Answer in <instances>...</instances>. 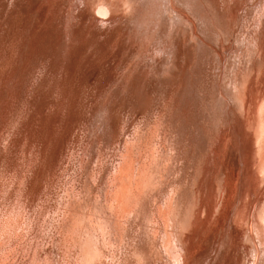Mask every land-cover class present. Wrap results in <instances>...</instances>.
Wrapping results in <instances>:
<instances>
[{
    "label": "rangeland",
    "instance_id": "1",
    "mask_svg": "<svg viewBox=\"0 0 264 264\" xmlns=\"http://www.w3.org/2000/svg\"><path fill=\"white\" fill-rule=\"evenodd\" d=\"M74 1L0 0L1 263L76 264L81 240L89 226L96 225L97 218L98 221L103 219L109 222L108 225L116 230L115 235L109 237L114 238V243L111 239L108 240L115 247L109 246L110 242L100 244L99 251L102 255L100 254L98 259L99 263L97 260L94 264H137L134 251L142 255L140 257L143 263L171 264L172 260L166 256L160 245H156V252L150 253L146 250L147 247L140 243L141 238L145 240L143 231H148L141 226L144 224L143 216L149 217L146 209L139 211L141 221L137 220L136 223L131 220L132 224L125 232V238L132 242L128 253L120 241L124 237L126 219L119 216L111 217L105 206L109 190L107 187L112 185V180L117 178L119 181L120 162L122 163L129 155L128 146L133 144L132 152L136 156L139 152L135 150L137 149L135 138L142 135L144 140L154 137L153 141L158 146L161 144L164 146L163 153L158 146L155 148L159 154L167 155L171 162H169L171 168H167L170 173L167 170L164 175L168 176H163V180L166 177L167 181L163 182V187L170 184L176 186L179 194L174 197L177 209L173 210L176 218L186 219V224L189 218L192 220L189 229L188 225L183 226L188 230L187 239L192 244L194 242L199 244L201 240L200 233L194 229L195 222L199 220L203 241L200 242L202 243L200 247H193L194 253L198 255L193 264H258V257L254 261L252 246L254 251L255 247L261 249L259 264H262L264 201L258 208L249 204L255 197L251 173L258 177L257 186L262 188L257 198L264 199V169L262 167L258 169V160L249 161L248 169V136L241 117L232 108V103H229V106H222L223 109H227L226 111L220 107V117L223 118L222 120L219 118L220 123L213 120L211 114L218 105L217 98H214L218 90L225 93L230 88L228 83L234 66L237 68L239 67L237 64L241 62L242 66L249 60L245 50L246 43L251 34L258 33L264 22V0H175L180 10L193 17L195 21L203 23L197 26V32L199 35L203 33L206 46L192 42L191 38L178 42L175 37L173 39L177 48L175 71L166 69L168 58L175 51L174 48H168L162 59L167 55L169 57L164 63L161 61L152 72H147V66L161 56L159 51L161 46L157 44L160 40L166 41L165 33H154L151 31L152 26L148 27L147 22H139L136 25L135 18L131 17H127L123 25L117 23L119 26L117 29H99L92 14L82 16L78 13L76 7H73ZM141 1L140 5L144 6H140L138 16L157 11L160 7L159 0H151L155 3ZM190 11L192 12L189 13ZM115 17L123 19L125 15L118 10L113 18ZM152 18L155 19L157 16L153 15ZM103 23L101 21L100 25ZM170 28L171 25L168 26V29ZM147 29H150L149 33L144 31ZM217 31L229 38L223 41V46L227 44V48L222 49L224 53L221 60L216 58L214 51L219 49L216 47ZM146 35L150 36L152 45ZM243 37L246 43H242L240 47L237 43L244 41ZM154 40L158 42L155 43ZM237 46L239 51L236 49ZM241 48L244 50L241 51ZM236 51L242 52L243 57L238 56ZM235 52L237 54H234ZM235 55L240 58L236 60ZM234 60L240 62L234 64ZM256 76L255 86L261 87L264 81ZM227 77L228 79L224 80ZM222 88H225V91ZM202 103L207 105L204 106ZM260 114L258 111V115ZM159 116H164L166 127L167 136L164 144L159 141L160 137L157 135L159 132H153ZM141 132L146 133L143 135ZM142 136L140 139L143 140ZM129 140L135 143L130 144ZM259 140L255 157L264 159V140L258 144ZM225 142L228 145H225ZM171 144H174L175 149L171 148ZM168 147L172 150L170 151ZM211 151H214V154ZM222 153L228 155H225L226 167L235 162L242 170L236 180L235 178L232 180V189L228 185L231 178L228 180L226 178L230 176L225 177L224 186L219 182L214 184L212 180L216 171L212 168ZM133 158L131 161L133 166H136L139 158ZM196 160L197 165L194 166ZM202 163L207 167L204 178L201 177ZM207 171H210L209 175ZM157 183L158 181L150 180L149 188L154 193L158 192L155 188ZM217 189L221 198L224 196L225 198L216 211L212 206L219 198L216 196ZM147 196L144 197L143 204L151 202L152 199ZM159 198L162 200V195ZM159 198L155 195L154 202ZM237 206L242 212L240 215L238 213L233 215V210ZM246 209L244 216L242 213ZM248 212L250 215L246 222L244 220ZM253 212H256L254 223L260 226V230L255 232L251 224ZM149 213L155 218L154 221H159L158 228L168 224L161 221V216L165 212L158 207L157 211ZM127 219L130 220V217ZM80 221H84L82 225ZM116 222L119 225L125 224L121 229L118 224L113 226ZM174 230L178 232L183 228ZM248 231L253 237L251 242L247 235ZM229 238H233L232 241ZM164 239L169 243L166 237ZM220 241L223 245L219 243ZM226 241L228 244L225 246ZM110 249L112 251L117 249L115 252L118 254L115 252L109 254ZM110 255L112 259H117H110Z\"/></svg>",
    "mask_w": 264,
    "mask_h": 264
},
{
    "label": "bare ground",
    "instance_id": "2",
    "mask_svg": "<svg viewBox=\"0 0 264 264\" xmlns=\"http://www.w3.org/2000/svg\"><path fill=\"white\" fill-rule=\"evenodd\" d=\"M141 0H75L74 1V5L73 7H76L78 13H80L82 16L85 15H90L92 14V16L95 18L96 20V25L97 28L99 29H117L119 28V26L117 25V23H119V25H123L124 20L127 17H131V18H135L136 21V25H138L139 22H143V23H148V27L149 25L152 26V30L154 31V33L157 34H163L165 33L166 36V41L161 42L157 44L160 49V53L161 56L159 57V59L157 60H153V64H150L147 66V72H152V70H155V68L158 67V65L160 64V62L162 61L163 63L165 62V60L169 57V55L166 56V58L162 59L163 55L165 53H167V49H172L174 48V53L170 55V57L168 58V65L166 67V69L170 70V71H175L174 66H175V61L177 60L175 57V54L177 52V48H176V41L173 42V39L175 37H177V41H181L186 38H191L190 40L192 42H196V44L198 43V45L200 46H206V42L205 39L203 37V33L200 32L201 35L198 34L197 32V26H201L203 25V23L201 24L200 22L195 21V19L189 15H187L185 12H183L182 10H180L177 6V3L175 2V0H159L160 3H158V1L156 2V5L158 3V7L159 9L157 11L154 12H149V13H144L141 14L140 16L137 15L139 9H140V3L139 2ZM145 1V0H144ZM147 1V0H146ZM149 2L151 0H148ZM155 1V0H154ZM152 3H155V2ZM177 1V0H176ZM225 1V0H224ZM241 2V1H240ZM243 2V1H242ZM201 3V1H200ZM202 4V3H201ZM233 4V3H232ZM238 4V3H236ZM241 4V3H240ZM155 5V4H153ZM179 5V4H178ZM248 5V4H247ZM144 6V5H143ZM141 6V7H143ZM182 6V5H180ZM204 6V5H202ZM212 6V5H211ZM221 6V5H220ZM230 6V5H229ZM147 8V6H145ZM187 8V7H186ZM189 8V7H188ZM224 8V7H223ZM155 9V7H154ZM157 9V8H156ZM204 9V8H203ZM235 9V8H234ZM120 10L121 13H123L125 15V17L122 19L120 17L118 18H113V16L116 14V12ZM190 10V9H189ZM207 10V9H206ZM224 9H222L223 11ZM229 10V9H228ZM240 10V9H239ZM141 11V10H140ZM188 11V9H187ZM213 11V10H212ZM192 11H190L189 13H191ZM242 12V10H241ZM201 13V12H200ZM207 13V12H206ZM215 13V12H214ZM237 13V12H236ZM217 14V13H216ZM154 15V17L157 16V18H152V16ZM202 15V14H201ZM194 16V15H193ZM210 15H208L209 17ZM218 16V15H217ZM219 17V16H218ZM228 17V16H227ZM220 18V17H219ZM218 18V20H219ZM103 21L104 23L102 25H100V22ZM212 22V20H211ZM219 22V21H218ZM231 22V21H229ZM232 23V22H231ZM237 23V22H236ZM239 23V22H238ZM213 24V23H212ZM225 24V23H224ZM228 24V22H227ZM260 24V23H259ZM72 25V24H71ZM171 25V28L168 29V26ZM230 25V24H229ZM238 25V24H237ZM246 25V24H245ZM213 26V25H212ZM220 26V25H219ZM251 26V25H250ZM249 26V27H250ZM234 27V26H233ZM121 29H123L122 27H120ZM129 27H127L128 30ZM214 28V27H213ZM231 28V26H230ZM256 28V27H255ZM259 28V27H258ZM154 29V30H153ZM246 29V28H245ZM249 29V28H248ZM150 29L144 30L147 33H149ZM200 30L201 27H200ZM199 30V31H200ZM227 30V29H226ZM237 30V29H236ZM256 30V29H255ZM221 31V30H220ZM220 31H217L216 34L217 36V40H218V46L219 49H214L215 53H216V58L218 57L220 60L223 58H221V55L223 52L222 49H225V47L223 46V41H227L229 40V38L227 36H224ZM232 31V30H231ZM248 31V30H246ZM245 31V33H246ZM250 31V30H249ZM248 31V32H249ZM253 31V30H252ZM224 32V31H223ZM141 32H139L140 34ZM144 33V32H143ZM207 33V32H206ZM230 33V32H229ZM233 35V34H232ZM151 39H152V34H150ZM150 36L146 35L147 39L149 38L150 40V44H151V39ZM163 36V35H162ZM247 36V35H246ZM209 37V36H208ZM249 37V36H248ZM247 37V38H248ZM154 39L156 38L155 36L153 37ZM233 38V37H231ZM240 37L238 36V39ZM246 38V37H245ZM244 39V37H243ZM69 40V39H68ZM231 40V39H230ZM241 40V39H240ZM246 39H244V41H240L241 43L238 44L237 41V45H242V43L245 42ZM248 40V39H247ZM153 41V39H152ZM239 41V40H238ZM155 43H157L154 40ZM231 42V41H230ZM162 43V44H161ZM227 43V42H226ZM233 43V42H232ZM246 43V42H245ZM149 44V46H150ZM152 45V44H151ZM180 45V44H179ZM233 45V44H232ZM247 45V56H249V60H247V62L244 63V65L240 66L242 63L240 61L235 62L234 60V64L240 62L239 67L236 68V66L231 65V67H235V69L231 68V75L229 72H227L230 75V80L229 83L230 84V88L228 90V85L226 86V90H228L227 92L225 91V88L223 89L225 91V93H222L220 91V89L217 92V96H215L214 98H217V103L218 105H216V108L214 107V109H216L215 111H213V114H211L213 116V120L215 121H219L222 117H220L221 115V108L222 106H229V103H232L233 107L237 113V115L239 117H241L242 119V124L243 127L247 133L248 136V151H247V165H248V169H249V161H256L258 160V169H260V167H262L264 169V159H260V158H256L255 155L257 154L255 150L256 149V145H257V140L258 144L259 143H263L264 140V85H262L261 87H257L255 85H257V83L255 84L254 81V77L255 75L258 76V78L262 79L264 81V22L262 23L258 33H254L253 35L251 34L250 39L248 40V42L246 43ZM149 46L147 45L146 50H149ZM200 46L198 48H200ZM179 49L180 46H178ZM210 47V46H209ZM222 47V48H221ZM232 47V46H231ZM239 47V49H240ZM243 47V46H242ZM221 48V49H220ZM227 48V47H226ZM230 48V47H229ZM233 48V47H232ZM238 48V46L236 47V49ZM238 50V49H237ZM244 50L241 48V51ZM186 51V50H185ZM239 51V50H238ZM238 51H236L238 53ZM229 52V51H228ZM234 54H237V53ZM244 52V51H243ZM241 53V54H240ZM238 53V56H242L243 54L242 52ZM228 56V55H227ZM236 56V55H235ZM234 56V57H235ZM225 58V56H224ZM240 58V57H238ZM236 56V60L238 59ZM233 59V58H232ZM243 59V58H242ZM233 62V61H232ZM222 63V62H221ZM233 64V63H232ZM220 65V63H219ZM224 65V64H223ZM257 65V68H256ZM220 68V66H219ZM228 68V67H227ZM177 70V69H176ZM221 70V69H220ZM229 70V69H228ZM246 70V71H245ZM258 70V71H256ZM67 72V71H66ZM221 72V71H220ZM226 73V74H227ZM245 73V74H244ZM249 74V75H246ZM218 75V74H217ZM123 76V74H122ZM221 76V74H220ZM227 76V75H225ZM256 76V77H257ZM219 77V76H218ZM129 78V77H127ZM124 77H122V81H123ZM218 79V78H216ZM228 79L225 78L224 80ZM220 79H218L219 81ZM223 80V79H222ZM216 81V82H218ZM123 83H125L123 81ZM261 83V82H260ZM216 86L218 84H215ZM214 86V85H213ZM224 87V85H223ZM217 88V87H216ZM213 89V88H211ZM210 89V90H211ZM215 90V88L213 89ZM212 90V91H213ZM222 90V91H223ZM209 91V90H208ZM211 92V91H209ZM209 94V93H208ZM213 95V94H212ZM216 95V94H214ZM207 98V97H206ZM205 99V98H204ZM209 100V99H208ZM205 103H206V99H205ZM212 103V102H211ZM215 103V102H214ZM202 105H204L202 103ZM207 105V104H206ZM204 105V106H206ZM211 105V104H210ZM221 105V106H220ZM208 107V106H207ZM211 107H213L211 105ZM221 107V108H220ZM209 108V107H208ZM224 108V107H223ZM222 108V109H223ZM228 108V107H227ZM204 109V108H203ZM213 109V110H214ZM208 110V109H207ZM210 110V109H209ZM208 110V111H209ZM225 110V109H223ZM227 110V109H226ZM225 110V111H226ZM233 110V109H232ZM231 110V111H232ZM206 112V109L204 110ZM212 111V110H210ZM258 111H260V115H258ZM223 112V111H222ZM225 113V112H224ZM223 113V115H224ZM233 113V112H231ZM229 113V115L231 114ZM205 114V113H204ZM208 114V112H207ZM209 116V115H208ZM225 116V115H224ZM233 115H231L232 117ZM206 117V116H204ZM211 117V116H209ZM208 117V118H209ZM158 118V117H157ZM207 118V119H208ZM220 118V119H219ZM226 119V117H224ZM238 118V117H237ZM211 119V118H210ZM223 119V118H222ZM221 119V120H222ZM232 119V118H231ZM235 119V118H234ZM209 120V119H208ZM227 120H229L227 118ZM154 121V120H153ZM211 121V120H209ZM226 120H224L225 122ZM155 122V121H154ZM207 122V121H206ZM215 123V122H214ZM220 123V121H219ZM217 123V124H219ZM222 123V122H221ZM232 123V122H231ZM228 124V122H227ZM216 125V124H215ZM220 125V124H219ZM224 125V124H223ZM226 125V123H225ZM224 125V126H225ZM230 125V123H229ZM228 125V126H229ZM156 126V128H155ZM164 116H159L158 121L156 122V125L154 124V129L153 132L158 131L157 135H159L160 140L162 141V143L164 144V139L166 138V130L164 127ZM210 126V125H209ZM213 126V125H212ZM218 126V125H217ZM241 126V125H240ZM220 127V126H219ZM238 127V126H237ZM228 128V127H227ZM226 128V130H227ZM239 129V128H238ZM201 130V129H200ZM214 130V129H213ZM216 130V129H215ZM151 133L152 130L150 129ZM198 131V130H197ZM203 131V130H202ZM209 131V130H208ZM211 131V129H210ZM217 131V130H216ZM236 131V130H235ZM144 132V131H143ZM201 132V131H200ZM199 132V133H200ZM206 132V131H205ZM212 132V131H211ZM210 132V133H211ZM221 132V130H220ZM228 132V131H227ZM226 132V133H227ZM146 133V132H145ZM142 133L141 134H145ZM149 133V132H148ZM203 133V132H202ZM214 133V132H213ZM218 133V132H216ZM235 133V132H233ZM140 134V135H141ZM208 134V133H207ZM230 134V132H229ZM243 134V132H242ZM138 135V134H137ZM137 135H134L135 137ZM150 135V134H149ZM152 135V134H151ZM200 135V134H199ZM204 135V134H203ZM202 135V136H203ZM220 135V134H219ZM226 135V134H225ZM224 135V137H225ZM142 136V135H141ZM140 136V138H141ZM239 136V134H238ZM134 137V138H135ZM138 137V136H137ZM149 137V136H148ZM152 137V136H151ZM158 137V138H159ZM212 137V136H211ZM216 137V136H215ZM133 138V137H132ZM131 138V139H132ZM138 138L136 139V147L137 149H135L136 151H138L139 153H137V155L139 157H137V155L135 156L134 153L132 152L133 148V144H131L132 141L129 140L130 142V146H128V152L129 155H127L122 163L120 162V171H119V181L116 178L115 180H112V185L110 184V187L108 186L107 188H109V190L107 191L106 194V208L109 210V214L111 217H116L119 218L121 217H125V222H126V226L124 228V237L121 238V242H123V246H125L127 248V251L129 253V247H132V242L130 243L129 240H127L125 238V232L127 231V229H129V227L132 224L131 220H134L137 223V220L139 221V211L146 209V212L149 214V217H146V215H144V220H142V222L144 223L142 226V229H147L148 231H143V236L145 240H143L141 237L140 239V243L141 245H143V247H147L146 250L150 251V253H154L156 252V245H160L162 247V249H164V253L166 254V256L168 258H170L172 260L171 264H193V262L195 261V258L198 256L196 254V252L194 253L193 251V247H200L199 245L200 242H202V232H200V226L197 220L194 224V229L196 231H198L200 233V239L199 240V244H197L196 242H194V244H192L188 239H187V232L188 230L186 228H184V225H188V229L190 228V225H192V220L189 218V222L188 224H186V219H180V218H176L175 217V211L173 209H177V203L175 200V195L179 194V192L177 191V188L175 185L170 184L167 187H163V182L166 181V175H164V173L168 170L167 168H171V162L169 161V158L167 157V155H163V154H159L158 152L155 151V148L158 146L156 144V142L153 141L154 137L152 138H148V140H144V137L142 136L143 140ZM219 138V137H218ZM221 138V137H220ZM219 138V139H220ZM229 139V138H228ZM155 140V139H154ZM157 141V140H156ZM211 141V139H210ZM219 141V140H218ZM222 141V140H221ZM227 141V139H226ZM134 142V141H133ZM132 142V143H133ZM135 143V142H134ZM167 143V142H166ZM171 143H173L171 141ZM208 143V142H207ZM219 143V142H218ZM229 143V142H228ZM138 144V145H137ZM176 144V142H175ZM246 144V143H245ZM225 145L226 144L225 142ZM172 149H175L174 144L170 145ZM212 146V144H211ZM218 146V144H217ZM224 146V145H223ZM221 146V147H223ZM263 146V144H262ZM159 149H161L162 153L164 152V149L161 144V146H158ZM157 147V148H158ZM227 147V146H225ZM237 147V146H236ZM169 148V147H168ZM171 148L170 151L172 150ZM220 148V147H219ZM239 148V147H238ZM214 149V148H213ZM226 149V148H225ZM224 149V150H225ZM234 149V148H233ZM262 149V148H261ZM264 149V147H263ZM262 149V152H263ZM215 150V149H214ZM220 150V149H219ZM222 150V149H221ZM134 151V150H133ZM240 151V150H239ZM212 152V151H211ZM214 152V151H213ZM212 152V153H213ZM223 152V151H222ZM260 152V149H259ZM133 153V155H132ZM228 153V151H227ZM255 153V154H254ZM140 154V155H139ZM165 154V153H164ZM171 154V153H170ZM214 154V153H213ZM241 154V153H240ZM239 154V155H240ZM252 154V156H251ZM225 155L228 156L226 153H222V155L220 156V158L216 159L217 162L214 164V167L212 169L215 168V172H214V177H213V182L214 184H218V182L224 186L225 184V179L227 178H231V180L229 181L228 185L231 188V184H232V180H236V178L239 176L240 174V170L238 167L237 163H233V164H229L228 167H226V158ZM233 155V154H232ZM231 155V156H232ZM242 155V154H241ZM139 158L135 159L138 160V162L136 163V166H133L132 163V158ZM235 159H236V155H234ZM214 158V156H213ZM171 159V158H170ZM231 159V158H230ZM134 160V158H133ZM198 160V159H197ZM197 160L194 162V166L197 165ZM99 161V160H98ZM241 161V159H240ZM170 162V163H169ZM210 162V160H209ZM260 162V163H259ZM203 164V163H202ZM244 164V162L242 163ZM241 165V164H240ZM119 166V165H118ZM245 166V165H244ZM234 169V170H233ZM207 170V167L203 164V174L201 177H205V172ZM209 170V169H208ZM235 170L237 171V173L235 174ZM245 171V170H244ZM243 171V172H244ZM256 171V170H255ZM149 172H151V177H149ZM168 172L170 173V171L168 170ZM197 172H199V170H197ZM208 172V171H207ZM242 172V173H243ZM210 171L208 172L209 175ZM223 173V174H222ZM241 173V174H242ZM108 174V173H107ZM244 174V173H243ZM248 174V173H247ZM246 174V175H247ZM207 175V174H206ZM212 175V172L211 174ZM251 180L252 181V187H253V191H254V199L250 200V204L249 205H256V208H258L260 206V203H262V201H264L263 198L259 197L257 198V194L260 193V190L262 188H258V177H255V173H251ZM163 176L164 180H163ZM226 176H230V177H226ZM244 176V175H243ZM226 177V178H225ZM197 178V177H196ZM211 178V177H210ZM209 178V179H210ZM241 178V177H240ZM150 180H154V181H158L157 186H155V188L158 190V192L154 193L152 192V190H150L149 185H150ZM206 180V179H205ZM226 180V181H227ZM245 180V179H244ZM211 181V180H210ZM167 182V181H166ZM234 182V181H233ZM247 182V181H246ZM255 182V183H253ZM110 183V182H109ZM204 183V182H203ZM153 184V182H152ZM151 184V186H152ZM169 184V183H168ZM206 184V183H205ZM205 184H202L203 187H206ZM235 184V182H234ZM238 184V183H237ZM109 185V184H108ZM167 185V184H166ZM118 186V187H117ZM247 186V185H246ZM75 187V186H73ZM202 187V189L204 190V188ZM228 187V186H227ZM234 187V186H233ZM237 187V186H236ZM243 188V187H242ZM241 188V189H242ZM226 189V187H225ZM224 189V190H225ZM232 189V188H231ZM234 189V188H233ZM71 190V189H70ZM88 190V188H87ZM69 191V190H68ZM160 191L162 193H160ZM214 191V190H213ZM229 192V191H228ZM250 192V190H249ZM77 193V192H76ZM230 193V192H229ZM228 193V194H229ZM203 194V191H202ZM84 195V194H83ZM148 195V196H147ZM156 195H158V198L160 195H162V200H160V198L154 202L153 197ZM218 195V199H216L215 203L212 206L213 210H216L220 208V205L222 204L221 202H223L225 196L223 198H221L220 193L218 194V189L216 192V196ZM253 195V193H252ZM76 196V194H75ZM147 196L148 198L152 199L151 202L149 204H143V200L144 197ZM83 197V196H82ZM233 197V196H232ZM78 198V197H77ZM202 198V197H201ZM75 199V198H74ZM80 199V198H79ZM223 199V200H222ZM83 200V199H82ZM76 201V200H75ZM203 201V200H202ZM228 201V200H227ZM203 203V202H202ZM77 204V203H76ZM79 204V203H78ZM82 204V201L81 203ZM103 205V204H102ZM101 206V205H100ZM99 206V207H100ZM144 206V208H142ZM157 207L161 210L164 211L165 213L163 214V216H161V221L163 222H167L168 224L158 228V223L159 221H154L155 218L152 217V215L149 213L150 212H155L157 211ZM89 208V207H88ZM149 208V209H148ZM201 208V207H200ZM204 208V206H203ZM105 210V208H103ZM138 211H137V210ZM202 209V208H201ZM94 210V208L92 209ZM149 210V211H148ZM81 211V210H80ZM103 211V210H102ZM79 212V211H78ZM99 212V211H98ZM104 212V211H103ZM242 211L239 210V206L235 207L233 210V215L234 213H238V215H240ZM245 212H247V209L242 213V215L245 216ZM92 213V212H91ZM74 214V213H73ZM100 214V213H99ZM103 214V213H101ZM105 214V213H104ZM154 214V213H152ZM96 215V213H95ZM106 215V214H105ZM250 215V212L247 213V218L245 217V220H248V216ZM104 216V215H103ZM103 216H101L103 218ZM166 216V218L164 217ZM191 218H193V213L191 214ZM78 217V216H77ZM92 217V216H91ZM96 217V216H95ZM130 217V220H128L127 218ZM233 217V216H232ZM255 217H256V212H253L252 215V220H251V224H253V231L255 232L256 230H260V226H258V224L255 221ZM94 218V217H93ZM114 218V219H116ZM176 218V220H175ZM211 218V217H210ZM250 218V217H249ZM91 218H89L90 220ZM88 220V221H89ZM92 220V219H91ZM117 220V219H116ZM82 221V220H81ZM80 221V222H81ZM141 221V220H140ZM84 222V221H83ZM81 222V225L82 223ZM96 225L95 226H89V229L86 230L84 237L81 240V244L79 247V257L77 259V263L76 264H94L100 257V254L102 255V253H100L99 251V247L101 246L100 244H105V242L109 243L110 240L109 237L112 235H115L114 232L116 231L115 229L111 228L107 222L102 221L99 219V221L96 218ZM118 222V220H117ZM114 223V225L118 224V223ZM237 222V221H236ZM247 222V221H246ZM250 222V221H249ZM90 223V222H89ZM95 223V222H94ZM112 223V220H111ZM121 223V222H119ZM110 224V223H109ZM122 224V225H124ZM79 225V226H81ZM90 225H92L90 223ZM112 225V224H111ZM119 225V224H118ZM122 225H119L120 227ZM138 225V224H136ZM140 225V224H139ZM156 225V226H155ZM77 227V229L79 230L80 227ZM75 227V226H74ZM118 227V226H117ZM172 229H169V228ZM174 228H178L181 229L183 228L182 231H175ZM264 228V226H263ZM122 229V227H121ZM228 231V230H227ZM83 232V231H82ZM249 233L248 238L251 242V240L253 241V237L252 234L250 233V231H248ZM178 233V234H177ZM229 233V232H228ZM243 234V233H242ZM224 235V234H223ZM228 235V234H226ZM230 235L232 237V234L230 232ZM229 235V236H230ZM234 236V235H233ZM115 237V236H114ZM119 237V236H118ZM167 238L168 242L164 239ZM117 238V237H116ZM115 238V239H116ZM228 238V237H227ZM237 238V236H236ZM112 238L111 242H113ZM120 239V237H119ZM117 238V240H119ZM231 239V238H229ZM233 239V238H232ZM231 239V241H232ZM219 240V238H218ZM222 240V239H221ZM110 242V243H111ZM116 243H119L115 240ZM174 242V243H173ZM227 242V241H226ZM235 242V241H234ZM2 243V242H1ZM106 243V244H107ZM109 243V244H110ZM114 243V242H113ZM144 243V244H143ZM167 243V244H166ZM197 245H196V244ZM220 244H222V241L219 242ZM108 244V245H109ZM165 244L166 246L163 247L162 245ZM228 244V242L225 244V246ZM107 245V246H108ZM114 244L111 243L112 246ZM117 245V244H116ZM196 245V246H195ZM218 245V244H217ZM223 245V244H222ZM231 245V244H230ZM108 246V248H110ZM119 246V245H117ZM234 246V245H233ZM115 247V245H114ZM112 247V248H114ZM120 247V246H119ZM220 247H224L221 246ZM238 247V246H237ZM5 248V247H4ZM141 248V247H140ZM216 248V247H215ZM226 248V247H225ZM230 248V247H229ZM121 249V247H120ZM119 249V250H120ZM111 251L109 252V254H112L113 252H115L116 250L110 249ZM252 250L254 253V261L255 259L258 257V264L260 261V248L255 247V251L254 248L252 246ZM144 251V250H143ZM175 252V255L174 252ZM226 251V250H225ZM1 252V251H0ZM112 252V253H111ZM117 252H115L116 254ZM141 253V252H140ZM143 253V252H142ZM237 253V252H236ZM104 254V253H103ZM118 254V253H117ZM9 255V254H8ZM105 255V254H104ZM104 255L102 256L104 259ZM129 255V254H128ZM134 257L137 258L136 263L137 264H147L146 262L143 263V259L140 257L139 253L135 252L133 253ZM157 255V254H156ZM156 255H151L152 256H156ZM115 256V255H113ZM142 256V255H141ZM116 257V256H115ZM144 257V256H143ZM149 257V258H151ZM158 257V256H157ZM228 257V256H227ZM237 257V256H236ZM239 257V256H238ZM146 258V257H145ZM5 259V258H4ZM106 259L108 260V258L106 257ZM110 259L111 255H110ZM109 259V260H110ZM113 259H117V258H113ZM112 259V260H113ZM153 259V258H152ZM102 260V259H101ZM149 260V259H148ZM221 260V259H220ZM2 261V260H1ZM0 261V263H1ZM100 260H98L99 263ZM178 261L180 263H178ZM253 261V262H254ZM6 262V261H5ZM107 262V261H106ZM97 263V264H98ZM115 263V262H112ZM220 263V262H219ZM236 263V262H235ZM2 264V263H1ZM127 264V263H126ZM252 264V263H251ZM262 264H264V259Z\"/></svg>",
    "mask_w": 264,
    "mask_h": 264
}]
</instances>
